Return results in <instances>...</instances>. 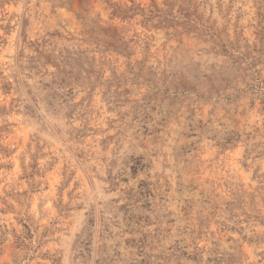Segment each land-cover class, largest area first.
I'll use <instances>...</instances> for the list:
<instances>
[{
    "label": "rangeland",
    "instance_id": "rangeland-1",
    "mask_svg": "<svg viewBox=\"0 0 264 264\" xmlns=\"http://www.w3.org/2000/svg\"><path fill=\"white\" fill-rule=\"evenodd\" d=\"M0 264H264V0H0Z\"/></svg>",
    "mask_w": 264,
    "mask_h": 264
}]
</instances>
